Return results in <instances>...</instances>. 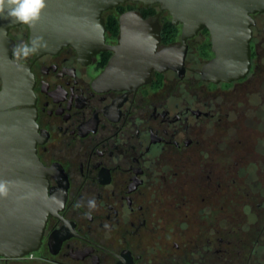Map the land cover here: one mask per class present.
I'll list each match as a JSON object with an SVG mask.
<instances>
[{
  "label": "flooded vegetation",
  "instance_id": "1",
  "mask_svg": "<svg viewBox=\"0 0 264 264\" xmlns=\"http://www.w3.org/2000/svg\"><path fill=\"white\" fill-rule=\"evenodd\" d=\"M156 6L106 11L105 45L120 44L123 14L147 20ZM250 17L249 70L214 80L210 30L184 39L163 13L157 53L175 48L176 66L130 89L97 83L112 50L38 55L28 25L11 27L12 59L34 81L37 156L60 208L36 250L0 264H264V12Z\"/></svg>",
  "mask_w": 264,
  "mask_h": 264
},
{
  "label": "water",
  "instance_id": "2",
  "mask_svg": "<svg viewBox=\"0 0 264 264\" xmlns=\"http://www.w3.org/2000/svg\"><path fill=\"white\" fill-rule=\"evenodd\" d=\"M127 2L160 5L155 17L144 20L139 11L121 16V41L105 45L103 14ZM169 13L183 25L184 39L207 27L216 58L205 68L209 78L230 80L250 67L251 14L264 12V0H45L39 18L27 24L29 42L38 55L71 46L82 56L103 50L115 55L98 79L108 89L137 88L151 80L154 70L176 66L175 48L157 53L160 16ZM18 22L0 13V256L19 257L36 250L48 218L60 208L49 194L47 172L37 156L34 81L12 59L9 30Z\"/></svg>",
  "mask_w": 264,
  "mask_h": 264
},
{
  "label": "clouds",
  "instance_id": "3",
  "mask_svg": "<svg viewBox=\"0 0 264 264\" xmlns=\"http://www.w3.org/2000/svg\"><path fill=\"white\" fill-rule=\"evenodd\" d=\"M45 7V0H0V13L7 9V14L14 17L16 21L31 24L39 18L41 10ZM29 49L25 47V54ZM6 190L0 183V194H5Z\"/></svg>",
  "mask_w": 264,
  "mask_h": 264
},
{
  "label": "rangeland",
  "instance_id": "4",
  "mask_svg": "<svg viewBox=\"0 0 264 264\" xmlns=\"http://www.w3.org/2000/svg\"><path fill=\"white\" fill-rule=\"evenodd\" d=\"M159 6H156V7H152V8H150L149 10H148V12L149 13H152V14H156L158 11H159ZM250 168V170H249V172L251 171V167H249ZM253 169V168H252Z\"/></svg>",
  "mask_w": 264,
  "mask_h": 264
}]
</instances>
